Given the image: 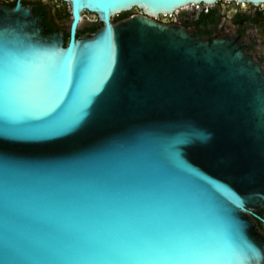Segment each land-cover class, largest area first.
Segmentation results:
<instances>
[{"label":"water","instance_id":"95a60500","mask_svg":"<svg viewBox=\"0 0 264 264\" xmlns=\"http://www.w3.org/2000/svg\"><path fill=\"white\" fill-rule=\"evenodd\" d=\"M65 1L68 44L0 5V54L17 61L0 83V264H264L249 214L264 201V69L238 39L157 20L216 0ZM83 10L103 25L76 39ZM184 240L217 258L137 250Z\"/></svg>","mask_w":264,"mask_h":264},{"label":"flooded vegetation","instance_id":"af4514ba","mask_svg":"<svg viewBox=\"0 0 264 264\" xmlns=\"http://www.w3.org/2000/svg\"><path fill=\"white\" fill-rule=\"evenodd\" d=\"M0 5L14 8L17 5L30 9L41 17L45 34H62L65 44L71 39L74 17L71 3L65 0H0ZM140 13L136 8L113 16L116 23L132 14ZM157 20L166 24H177L197 31L204 37L222 36L238 39L246 52L264 69V1L216 0L213 3L190 4L172 14L161 15ZM103 23L98 14L81 11L76 25L75 37L95 34ZM258 232L264 237V201L262 207L249 211Z\"/></svg>","mask_w":264,"mask_h":264},{"label":"snow or ice","instance_id":"6c2138e0","mask_svg":"<svg viewBox=\"0 0 264 264\" xmlns=\"http://www.w3.org/2000/svg\"><path fill=\"white\" fill-rule=\"evenodd\" d=\"M17 61L0 54V83L6 85L9 77L17 75ZM2 134H9L4 130ZM147 253L153 259L168 261H202L217 258L216 250L198 244L195 241L184 240L172 243L158 244L151 248L137 249Z\"/></svg>","mask_w":264,"mask_h":264}]
</instances>
